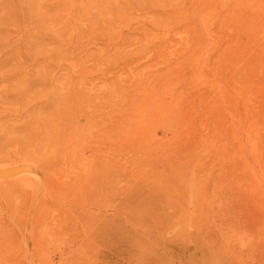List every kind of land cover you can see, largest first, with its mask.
Masks as SVG:
<instances>
[{
	"label": "rangeland",
	"instance_id": "374dc122",
	"mask_svg": "<svg viewBox=\"0 0 264 264\" xmlns=\"http://www.w3.org/2000/svg\"><path fill=\"white\" fill-rule=\"evenodd\" d=\"M6 162L0 264H264V0H0Z\"/></svg>",
	"mask_w": 264,
	"mask_h": 264
},
{
	"label": "bare ground",
	"instance_id": "6f19581e",
	"mask_svg": "<svg viewBox=\"0 0 264 264\" xmlns=\"http://www.w3.org/2000/svg\"><path fill=\"white\" fill-rule=\"evenodd\" d=\"M71 109L73 110V107L71 106ZM71 115V114H70ZM70 127H72L71 134H72V139H71V145H74L75 141L77 140L78 136V125L76 124L75 121L70 122ZM77 131V134H75ZM75 134V135H74ZM72 156L75 157L74 152H72ZM15 169L14 166L11 165V162H6L3 165H0V182L3 181L4 179H7L10 176H1L2 174H6L9 170Z\"/></svg>",
	"mask_w": 264,
	"mask_h": 264
},
{
	"label": "water",
	"instance_id": "95a60500",
	"mask_svg": "<svg viewBox=\"0 0 264 264\" xmlns=\"http://www.w3.org/2000/svg\"><path fill=\"white\" fill-rule=\"evenodd\" d=\"M28 168L27 167H21L20 169H11L9 170L6 174H2L1 176H12V175H16V174H19L25 170H27Z\"/></svg>",
	"mask_w": 264,
	"mask_h": 264
}]
</instances>
